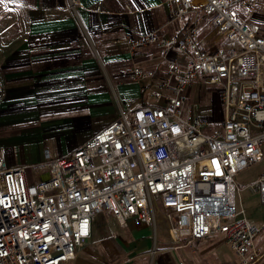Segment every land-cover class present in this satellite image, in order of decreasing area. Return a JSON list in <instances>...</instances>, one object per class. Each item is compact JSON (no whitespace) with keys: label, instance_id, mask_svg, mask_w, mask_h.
I'll use <instances>...</instances> for the list:
<instances>
[{"label":"built area","instance_id":"obj_1","mask_svg":"<svg viewBox=\"0 0 264 264\" xmlns=\"http://www.w3.org/2000/svg\"><path fill=\"white\" fill-rule=\"evenodd\" d=\"M258 2L164 0L170 21L190 17L187 27L168 37L157 28L124 39L132 55L153 46L165 67L131 64V82L152 86L151 104L122 113L68 157L44 150L33 184L0 151V264L66 263L90 238L95 215L108 211L120 226L129 218L155 225L160 209L173 242L220 233L236 264H264V228L246 217L235 182L264 160ZM197 79L217 87V122L187 101ZM247 187L264 205V171Z\"/></svg>","mask_w":264,"mask_h":264},{"label":"crops","instance_id":"obj_2","mask_svg":"<svg viewBox=\"0 0 264 264\" xmlns=\"http://www.w3.org/2000/svg\"><path fill=\"white\" fill-rule=\"evenodd\" d=\"M5 4L21 8L22 24L20 31L8 33L12 38L7 45L0 46V151L11 168L24 167L12 156L15 135L31 133L53 141L59 132L82 134L66 152L50 153L54 159L68 157L122 113L151 104L152 86L131 82V64L161 72L165 67L153 46L140 47L132 55L124 39L138 40L157 28L168 37L190 23V17L170 21L164 0ZM37 168L32 181L25 172L28 183L37 182L44 169ZM162 215L160 209L155 225L129 218L120 226L110 212H101L92 220L90 238L75 258L62 264H205L207 256L214 257L211 264L237 263L221 256V247L230 248L220 233L190 244L173 242Z\"/></svg>","mask_w":264,"mask_h":264},{"label":"rangeland","instance_id":"obj_3","mask_svg":"<svg viewBox=\"0 0 264 264\" xmlns=\"http://www.w3.org/2000/svg\"><path fill=\"white\" fill-rule=\"evenodd\" d=\"M15 2L17 0H2L0 2V46L7 45L12 36L8 33L15 30H21V8L10 7L5 2ZM72 3L73 0H67ZM254 19L258 22H264V0H259L257 13ZM205 33V30L202 34ZM8 39V40H7ZM12 47V46H11ZM216 86H212L206 82L197 79L188 89L186 93L187 101L194 107L195 111L202 115L207 122H217L220 118L221 103L219 99ZM82 137V134L76 132H59L55 135V140H42L31 133L25 135H15V144L12 148V156L15 161L23 165L25 172L30 178L34 180L37 172L40 170L37 167L43 166L44 160L42 158L45 149H48L53 157V153H64L71 145L77 142ZM54 150V151H53ZM54 159V158H53ZM264 171V160L249 165L246 169L240 171L235 176V182L240 188L238 192V200L240 201L245 214L251 222L257 226L264 228V205L259 203L258 196L252 193L247 187L248 184L254 182L258 175ZM109 214L104 211V215ZM218 236V234H213ZM221 256H225L227 260L234 261L236 256L226 247H221ZM213 256H207L203 262L211 264Z\"/></svg>","mask_w":264,"mask_h":264},{"label":"snow or ice","instance_id":"obj_4","mask_svg":"<svg viewBox=\"0 0 264 264\" xmlns=\"http://www.w3.org/2000/svg\"><path fill=\"white\" fill-rule=\"evenodd\" d=\"M0 2H2V0H0Z\"/></svg>","mask_w":264,"mask_h":264}]
</instances>
